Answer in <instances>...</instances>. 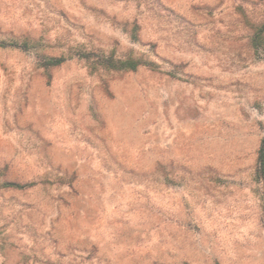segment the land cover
Wrapping results in <instances>:
<instances>
[{
	"label": "rangeland",
	"instance_id": "1",
	"mask_svg": "<svg viewBox=\"0 0 264 264\" xmlns=\"http://www.w3.org/2000/svg\"><path fill=\"white\" fill-rule=\"evenodd\" d=\"M263 23L264 0H0L26 46H0V184L33 183L0 185V264H264Z\"/></svg>",
	"mask_w": 264,
	"mask_h": 264
},
{
	"label": "trees",
	"instance_id": "2",
	"mask_svg": "<svg viewBox=\"0 0 264 264\" xmlns=\"http://www.w3.org/2000/svg\"><path fill=\"white\" fill-rule=\"evenodd\" d=\"M138 26L134 24L132 27V38H136V30ZM14 46L19 48H25V44H18L15 41L7 42V41H0V46ZM251 45L254 49L255 54L259 55L261 52L264 53V23L255 27L253 34L251 35ZM76 55L79 58L90 59L91 57H95V63L99 64L100 66L106 69H114V70H136L140 66L148 67L152 70H156V64L151 60H146L143 58H136L133 56H127L125 58H117L113 52H109L105 54L104 52L100 53H93V52H86L80 51L77 52ZM260 57V56H258ZM65 56H51L46 57L42 56L39 58L40 64L45 68L51 66L60 65L64 60ZM170 74L173 75V71H170ZM254 178L257 182L261 184L264 189V137L260 139L259 145L256 150V160H255V172ZM33 183H20L12 180L5 179L1 182V187L4 188H18L22 189L27 186L32 185ZM71 187V186H70ZM188 264V263H184ZM215 264H220L219 262H215Z\"/></svg>",
	"mask_w": 264,
	"mask_h": 264
}]
</instances>
